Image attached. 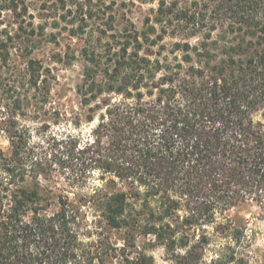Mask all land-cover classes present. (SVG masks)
<instances>
[{"label": "trees", "instance_id": "16d2710c", "mask_svg": "<svg viewBox=\"0 0 264 264\" xmlns=\"http://www.w3.org/2000/svg\"><path fill=\"white\" fill-rule=\"evenodd\" d=\"M177 17L190 32L134 36L85 66L82 104L103 97L88 108L93 125L52 138L45 156L18 126L42 72L27 59L7 78L17 42L0 30V131L9 142L0 147V264L102 262L81 239L89 228L122 231L125 246L152 235L173 264H196L208 237L195 232L216 213L264 207V0H221L218 48L207 36L191 42L201 27L194 13ZM47 154L69 171L66 189L41 184ZM123 255L121 264H149Z\"/></svg>", "mask_w": 264, "mask_h": 264}, {"label": "rangeland", "instance_id": "374dc122", "mask_svg": "<svg viewBox=\"0 0 264 264\" xmlns=\"http://www.w3.org/2000/svg\"><path fill=\"white\" fill-rule=\"evenodd\" d=\"M163 1L161 22L157 21L160 0H0L2 36L7 33L17 42L13 44L17 49H12L10 64L4 69L7 78L13 75V79L27 59L34 60L42 72L38 81L40 89L31 91L27 107L18 111V126L27 132L28 149L45 156L52 138L59 139L68 133L85 135L93 125L85 120L90 112L88 108L103 98L90 101L89 105L82 104L77 88L83 81L85 66L105 62L134 36L142 42L147 40L144 35L153 38L163 27L167 33L178 36L190 32L188 25L177 17L180 10L188 15L194 13L200 22L201 27L191 42L207 36L206 41L218 40L215 45L218 48L221 0ZM173 41L174 38L167 36L164 43ZM132 42L128 50L132 49ZM148 48L161 50L158 45H144V49ZM171 49L168 45L163 51ZM8 146L7 138L0 131V147L6 150ZM49 158L47 154L44 163L47 176L41 177V184L56 191L66 189L69 171L61 167L58 156ZM92 180H88V186ZM71 191L76 190L67 192L72 197ZM86 220L90 224L93 215L88 213ZM203 228L197 229L196 238L206 233L208 240L198 244L201 257L196 264H264V207L246 203L218 212L214 221ZM81 231L85 247L102 257V262L97 257L93 264H121L122 254L131 257L139 253L149 264H173L171 253L152 235L137 236L134 243L125 246L122 231L103 228ZM231 255L234 259L229 260ZM142 263L143 260H138L135 264Z\"/></svg>", "mask_w": 264, "mask_h": 264}]
</instances>
